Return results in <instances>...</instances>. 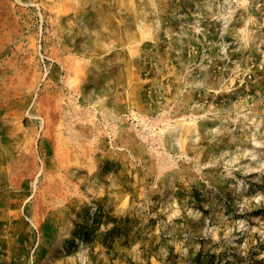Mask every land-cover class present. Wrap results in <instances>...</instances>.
Segmentation results:
<instances>
[{"label": "rangeland", "instance_id": "374dc122", "mask_svg": "<svg viewBox=\"0 0 264 264\" xmlns=\"http://www.w3.org/2000/svg\"><path fill=\"white\" fill-rule=\"evenodd\" d=\"M0 264H264V0H0Z\"/></svg>", "mask_w": 264, "mask_h": 264}]
</instances>
